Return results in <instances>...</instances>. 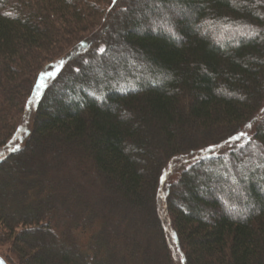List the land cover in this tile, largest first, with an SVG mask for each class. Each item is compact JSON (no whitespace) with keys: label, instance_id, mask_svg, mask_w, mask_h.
Returning <instances> with one entry per match:
<instances>
[{"label":"trees","instance_id":"1","mask_svg":"<svg viewBox=\"0 0 264 264\" xmlns=\"http://www.w3.org/2000/svg\"><path fill=\"white\" fill-rule=\"evenodd\" d=\"M0 152L18 264H264V0H0Z\"/></svg>","mask_w":264,"mask_h":264},{"label":"rangeland","instance_id":"2","mask_svg":"<svg viewBox=\"0 0 264 264\" xmlns=\"http://www.w3.org/2000/svg\"><path fill=\"white\" fill-rule=\"evenodd\" d=\"M104 8H106L105 6H103ZM115 42L119 43V39L114 37ZM54 61V60H53ZM58 63V62H55ZM54 63V64H55ZM60 63V62H59ZM58 65V64H57ZM49 77V76H48ZM47 77V78H48ZM46 77H43V80L41 81V84H44V79H47ZM34 102H32V106H34L33 104ZM32 115H33V108H30L29 111H27L26 115H21L19 117V119L17 120V131L15 132L14 135V139L12 141V144H10L8 147H6L5 149H3V151H8V150H12L17 148L18 146L21 145V143L23 142V139L25 138V136L28 134L29 132V128L31 126V120H32ZM245 133L246 135L243 136L245 138H247V136L249 137L247 132H242ZM244 138V139H245ZM242 142V141H241ZM215 148L209 150L208 152H215ZM3 152H0V157L2 156ZM191 160V159H190ZM190 160H186L184 161L183 159H180L179 161H171L168 166L165 168L162 176H161V183L163 184L162 186V190L164 192V189L167 187V185L174 180L177 177V171L178 169H182L183 167H185ZM179 173V172H178ZM161 198V197H160ZM159 215L164 223V225L166 226V237L168 239H170V245H171V250L173 251V261L174 264H184L183 262V257H182V253L181 250L179 251V249L177 248V245H175L174 243V235H173V230H171V225L169 222V218L166 215L164 208L162 206V204H159ZM9 245L6 243H3L0 241V255L2 257H4L5 259H7L10 263L12 264H18V262L16 261L15 257L9 252L8 250Z\"/></svg>","mask_w":264,"mask_h":264},{"label":"snow or ice","instance_id":"3","mask_svg":"<svg viewBox=\"0 0 264 264\" xmlns=\"http://www.w3.org/2000/svg\"><path fill=\"white\" fill-rule=\"evenodd\" d=\"M100 51H103V49H100ZM44 75H48L49 77H51V76H54L55 73L53 72V73L41 74V76L37 79V83L33 89L34 93L37 95L39 94L38 89L42 86L41 81L43 80ZM249 127H250V125H249ZM245 135H246L245 133H240L239 136L232 137L231 139H237L238 140V139H240V137L245 136ZM0 264H2V261H0Z\"/></svg>","mask_w":264,"mask_h":264},{"label":"water","instance_id":"4","mask_svg":"<svg viewBox=\"0 0 264 264\" xmlns=\"http://www.w3.org/2000/svg\"><path fill=\"white\" fill-rule=\"evenodd\" d=\"M0 261H2V264H7V262L5 261V259L2 256H0Z\"/></svg>","mask_w":264,"mask_h":264}]
</instances>
